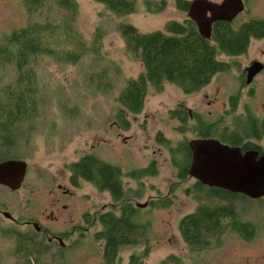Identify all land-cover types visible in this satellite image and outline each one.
Segmentation results:
<instances>
[{
	"label": "rangeland",
	"instance_id": "obj_1",
	"mask_svg": "<svg viewBox=\"0 0 264 264\" xmlns=\"http://www.w3.org/2000/svg\"><path fill=\"white\" fill-rule=\"evenodd\" d=\"M75 1L78 9L70 29L87 43L85 52L76 62L37 57L35 72L42 109L32 121L35 128L28 139L18 137L13 146L17 154L5 156L23 160L27 171L19 189L0 185V208L15 217L30 216L53 230L68 229L70 221L79 217L87 221L81 220L80 241L68 250L59 252L52 247L38 256L30 252L33 246L28 244L25 255V251H16L17 240L12 232L23 231V226L10 228L13 223L0 214V264H27L26 256L34 264H105L102 241L94 237L99 225H91L89 220L103 204L112 201L111 196L82 179L75 189L68 183L66 165L86 154H93L122 172L139 170L152 161L155 164L153 175L138 180L125 174L121 177L130 203L148 202L135 212L138 222L148 223L150 243L147 256L139 258L140 264H160L169 254L180 258L183 264H264V197L235 198L234 203L231 200L237 215L256 225L253 238L245 239L224 225L219 236L212 237L202 248L191 249L185 244L179 220L199 203L192 188L194 179L178 177L168 146L157 141L164 137L178 148L177 143L196 138L190 120L187 128L177 130L181 120L170 114L177 107L185 112L190 110L207 122L223 119L217 124L216 133L223 126L234 128L237 116L245 110L263 116L264 87H236L238 72L234 69L218 73L209 86L190 93L169 82L162 83L159 90L149 86L143 109L138 114H128L130 126L123 129L116 118L120 106L117 97L127 81L143 71V64L126 49L119 24L130 23L140 32L164 30L168 21H184L186 10L177 8L175 0H166L160 12L150 13L145 11L142 0H136L130 13L117 16L94 0ZM65 16L55 0H46L42 7L30 12L21 0H0V37L31 22L61 21ZM96 33L99 40L92 45ZM261 50L264 51V40L252 41L247 52L238 57L240 65L258 56ZM220 58L227 59L230 67L237 66L230 62L235 58ZM9 73L4 75L3 82L13 80ZM218 82L222 87H214ZM236 91L238 102L234 112H230L228 95ZM259 144L264 147V142ZM181 157L183 161V154ZM57 184L69 189L72 195L64 196ZM166 197L170 203L165 207L151 204L153 199ZM205 200L201 196L200 201ZM50 214L57 219H49ZM30 237L37 243L35 236ZM144 246V241L121 246L113 264H130L131 254L139 255Z\"/></svg>",
	"mask_w": 264,
	"mask_h": 264
},
{
	"label": "trees",
	"instance_id": "obj_2",
	"mask_svg": "<svg viewBox=\"0 0 264 264\" xmlns=\"http://www.w3.org/2000/svg\"><path fill=\"white\" fill-rule=\"evenodd\" d=\"M27 11L42 7L46 0H21ZM103 4L117 16H124L134 9L136 0H94ZM166 0H142L146 12H160ZM64 10L66 16L61 21L31 22L20 28H14L0 37V161L6 160V155L13 151L19 136L25 140L33 132V119L42 109V98L38 95L36 81V59L38 56H49L64 62H76L85 52L87 43L82 37L74 34L70 21L77 12L75 0H55ZM175 5L186 10L187 0H175ZM253 22L244 23L237 29H231L225 23H214L210 39L199 36L195 24L185 17L184 21L171 20L166 22L164 30L140 32L134 25L121 22L119 30L124 39L126 49L140 58L143 71L135 78L127 81L120 91L117 100L119 108L116 118L123 129H128L130 120L128 114H138L144 106L148 87L159 90L162 83L169 82L178 86L183 92L197 91L206 85L217 72L230 68V63L221 59V55L234 56L246 52L252 38L263 36L264 28L254 27ZM262 33V34H261ZM99 40L96 33L93 42ZM233 58V57H230ZM234 65L233 60L230 61ZM10 72V73H9ZM11 75L13 80L3 82L4 75ZM238 102V96L230 99V112ZM226 113V112H225ZM173 117L181 120L177 130L190 128L197 137L221 135L233 144L244 143L247 138L264 137V116H256L245 110L237 116L234 128L222 129L216 133V126L222 122L219 119L212 122L202 120L194 114L193 119L181 107L170 110ZM193 120V121H192ZM225 133V135H223ZM168 146L171 161L177 167L178 177H189L187 168L190 163V150L187 143H177L174 148L164 137L157 140ZM243 149L258 148L254 141L243 144ZM183 154V161L181 155ZM180 159V161H179ZM70 172V181L76 184L79 179L91 182L98 190L108 191L112 206L107 210H97L96 223L99 229L94 233L98 241H102V257L105 264H113L119 248L123 245H134L144 241L145 246L139 255L131 254L130 264H140L150 251L147 239L148 223L136 220L135 204L126 198V191L121 177L125 174L138 180L143 176L155 173L152 161L148 166L139 170H122L93 154L81 156L78 160L66 165ZM199 201L193 212L187 213L179 220V230L185 244L191 249L202 248L212 237L217 238L224 225L238 232L243 238L251 239L256 234V225L239 217L231 205L233 199L247 197L240 193L230 192L219 187H209L194 179L192 185ZM186 192L189 188L185 189ZM139 197L140 194H135ZM201 196L205 201H200ZM249 198V197H248ZM148 203V202H147ZM170 198L153 199L151 204L165 207ZM234 203V201H233ZM143 208V207H140ZM94 215L89 220L93 225ZM17 240L16 251L27 252L28 244L33 246L30 252L40 256L48 251V247L36 243L30 235L23 231L12 230ZM15 251V252H16ZM61 252V251H60ZM37 258H35L36 261ZM27 264L34 260L26 256ZM160 264H183L181 259L168 255Z\"/></svg>",
	"mask_w": 264,
	"mask_h": 264
},
{
	"label": "water",
	"instance_id": "obj_3",
	"mask_svg": "<svg viewBox=\"0 0 264 264\" xmlns=\"http://www.w3.org/2000/svg\"><path fill=\"white\" fill-rule=\"evenodd\" d=\"M242 10L239 0H224L220 4L209 0H191L187 16L196 24L199 36L210 39L212 24L230 20ZM262 64L252 62L247 68V83L261 69ZM190 113V110H188ZM190 150L189 177L209 187H219L243 194L251 199L264 197V152L231 146L212 137H196L187 142ZM27 164L19 159L0 161V184L11 190L21 187ZM147 202L136 203L144 207Z\"/></svg>",
	"mask_w": 264,
	"mask_h": 264
},
{
	"label": "flooded vegetation",
	"instance_id": "obj_4",
	"mask_svg": "<svg viewBox=\"0 0 264 264\" xmlns=\"http://www.w3.org/2000/svg\"><path fill=\"white\" fill-rule=\"evenodd\" d=\"M209 1L220 4L224 0H209ZM239 1L242 3V10L239 11L232 19H230V20H219L218 22L225 23L231 29H237L240 26H242L244 23H249V22L255 23L254 27H256L258 29H261L262 27L264 28V0H239ZM189 2H188V5H189ZM187 9H188V6H187ZM187 9H186V11H187ZM187 18L190 19L188 16H187ZM214 23L212 24L211 32H212ZM195 26H196V24H195ZM262 33L261 34L263 36L250 39L247 50H248L252 41L264 40V32H262ZM247 50H246V52H247ZM243 54H245V52L242 54H239V55H234V56H226L225 55L227 58L228 57L235 58V60H233V63H234V65H237V66L230 67L223 72H228V71H230V69H234L235 71H237L238 72V77H237L238 84L236 85V87H241V89H242V87H264V51L261 50L258 56L252 57L245 64H242V66H241L238 57L243 55ZM225 61L229 62L227 59ZM254 61L260 62L262 64V66H261V69L258 72H256L252 76L251 80L247 83L246 82L247 81V72H248L247 68ZM232 71H230V72H232ZM218 73H222V72L215 73L211 77L210 81H212L213 77L215 75H217ZM210 81L202 87L209 86ZM214 87H222V86H221V83L218 82ZM238 94H239L238 91H236L233 95H228V99H227L228 104H230V99L235 98V96L236 95L238 96ZM187 113L189 115L188 116L189 119H193L194 114L189 113L188 110H187ZM174 118H176V117H174ZM176 119L179 120L178 118H176ZM223 135H225V133H223ZM212 138L218 139L220 142L231 145V146H239L242 152L247 151V150H257L259 154L264 152V147H262L259 144L260 141L264 142V137L262 135H260V137L257 139L256 138H253V139L247 138L243 141L244 143H246L248 141H254L256 146H258V148H256V149L255 148L243 149L244 143H237V144L232 145V143L230 141H226L223 137H221V135H218V136H215ZM69 174H70V172H69ZM87 182H89V181H87ZM68 183L72 187V189H75L74 186H76L77 184L79 185L78 182H76V184H72V182L70 181V177L68 179ZM89 183H91V182H89ZM2 186H4V185H2ZM4 187H6V186H4ZM6 188H8V187H6ZM56 188L59 189V191L64 196L72 195V193H71V191H69V189H64L60 184H57ZM136 203H138V202H136ZM108 205L112 206V202H109V204H103L100 207V209L102 211L107 210ZM0 206H1V204H0ZM65 206H66L65 204L62 205L63 208H65ZM0 214L4 218L9 220L10 223H13V225H12L13 227H10V228L14 229V228H16L14 226H16L17 224L21 225V226H23L22 227L23 232L25 231L24 235H27V232H28L30 236H35V238L37 239V243L39 242V243L47 246L49 249L52 247L56 248L59 252L60 251L63 252L65 250H68L70 247H73L79 243L80 235L82 232L81 231V229H82L81 220L83 219V220L87 221V219H85L84 217L82 219L79 217L77 221H74V220L70 221L68 229L53 230L50 227H48L47 225L43 224L42 222H39L38 220H36L30 216L15 217V216H12L10 212H8L7 210H4L2 208H0ZM49 219H51L52 221H55L57 218L54 217L53 214H50ZM96 219H97V214L96 215L94 214L93 221L95 222ZM30 238H33V237H30Z\"/></svg>",
	"mask_w": 264,
	"mask_h": 264
}]
</instances>
